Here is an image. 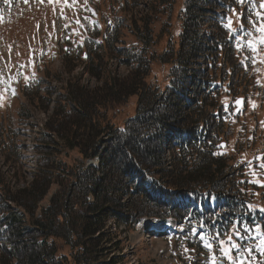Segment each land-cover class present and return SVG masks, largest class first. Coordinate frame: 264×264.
I'll use <instances>...</instances> for the list:
<instances>
[{"label": "trees", "instance_id": "trees-1", "mask_svg": "<svg viewBox=\"0 0 264 264\" xmlns=\"http://www.w3.org/2000/svg\"><path fill=\"white\" fill-rule=\"evenodd\" d=\"M235 2L185 0L174 12L173 0H158L143 21L131 22L137 46H125L115 30L103 38V54H89L88 72L99 87L86 90L70 79L62 93L42 101L55 107L36 138L33 180L12 190L0 179V264H127L128 234L143 218L213 231L234 219L264 225V201L248 209L234 161L215 150L231 112V101L219 102L216 83L228 79L230 86L240 77L239 88L252 85L248 71L230 64L234 56L216 26L217 10ZM174 19L181 24L177 38ZM163 36L155 56L149 48ZM111 52L132 65L127 76L110 77ZM156 57L170 68L162 89L148 81ZM131 99L133 114L123 117ZM14 134L0 113V151L10 165L20 157Z\"/></svg>", "mask_w": 264, "mask_h": 264}, {"label": "rangeland", "instance_id": "rangeland-1", "mask_svg": "<svg viewBox=\"0 0 264 264\" xmlns=\"http://www.w3.org/2000/svg\"><path fill=\"white\" fill-rule=\"evenodd\" d=\"M116 1L118 0H95L100 14V21L103 26L108 19L114 18V13L118 9ZM157 1L158 0H131L127 5V9L132 8L134 10L128 17H126L127 13L119 15L125 19L135 17L143 21V18L150 14L152 6H156ZM184 2L185 0H173L174 12L180 10ZM55 5V9L61 8L63 6V0H0V48L11 46L14 49L12 53L0 49V97H2V99H0V113L6 115L13 129H18L17 142L23 147V160L21 163L15 164L12 169L5 166L2 163V159H0V179L11 173H14V175L17 173L15 176V185L11 188L12 190L21 188L25 186V183L33 180V173L36 166L34 162L35 150L33 149V146L36 148L33 143L34 137L45 125L48 116L51 114L52 107L49 105L48 110L45 112L39 109H33L32 106L28 107L29 100L25 96V93H23L18 99L14 100L12 106L9 108L7 92L4 91V89L7 88V78H10V72L8 70H13V76L19 78L22 84L34 81L41 82L39 88L42 89L46 87V85L43 84L44 79H49L47 77L51 75V79H49L50 87L47 89L53 87L56 91L55 93H57L62 85L66 87V80L57 78L60 74L59 66L62 65V60L59 59L57 62H53L54 59L51 60L50 54L46 52L40 61L42 66L40 67V64H38V67H35L34 65L37 56L35 55L36 53L33 52L37 51L40 55L41 43L43 40V43L46 41L47 46H49V32H53L55 19V9L52 10V8ZM5 8L8 10L5 11ZM6 13L7 16L2 19V14L6 15ZM166 18V14L158 16L154 22L156 24L154 26L157 28L158 25L166 21ZM174 22L177 25V28L174 30V36L177 38L178 34L181 32V24L180 22L177 23L175 19ZM41 23H43L44 26L40 30ZM139 25H141L140 22L138 23V26ZM85 28L92 29L89 24H87ZM206 29L211 31L209 28ZM129 31V27H127V30L121 31V41H124L125 46H137L134 38L129 35ZM36 33L38 34V38L34 36ZM45 33L47 37H45ZM73 36L76 41L70 42V45L73 44L76 46L81 43L83 31H77ZM164 44L165 36L162 37L158 45H151L149 50L150 52L153 51L155 56H158L163 51L162 47ZM122 45L121 43H117V47H122ZM27 62L29 63L28 65ZM234 63L235 58L233 57L230 64ZM68 64L77 65L75 63H67L69 68L70 66ZM15 65H17V67H19V65L23 66L20 75L18 69L14 71L12 68ZM114 68L115 64L109 61L108 69L113 72ZM261 68L264 70V64ZM169 69V66L163 65L156 57L151 64L150 73L148 75L149 83L157 85L162 89L168 82L167 77ZM115 71L118 76L122 77L126 76L128 74L127 72H130V69L119 67L115 69ZM21 73H23V75H21ZM77 74L79 79L78 82L81 86L94 88L97 85L94 78H90L86 74L84 67L79 64L74 70L72 77ZM255 75L256 77L258 76L257 74ZM25 76L31 78L29 82L25 81ZM230 82L233 85L230 84V86H228V79L224 82L225 89L221 88L222 92H220V97L218 98L219 102L224 105V107L228 105L231 99L232 103L231 112L225 115L224 126L222 128L223 135L220 138L218 137L215 150L221 151L225 157H229L234 161L232 163L233 167L237 169L238 175L241 176L240 181H242L245 186L243 193L247 198L246 203L249 206L248 209L253 212L252 207L256 206L260 200L264 201V187L261 186V184H264V168L258 167L260 163H264V161L260 159L264 157V98L259 96V90H255L252 86L239 88L238 85L241 82L240 77H233L230 79ZM228 91H230V93L234 91L237 95H233L232 93L231 97L227 96L226 93ZM240 94H246V103L242 104L237 113H234L236 108L234 99ZM39 95L46 97L44 92L39 93ZM40 99L42 100V98L38 100ZM133 103L134 100L131 99L128 104L125 105L123 108V117L133 114ZM38 107H40L39 102ZM25 108L34 112V114L31 113L33 115L32 117L27 119L18 115L21 113L20 111ZM15 141L16 138L14 143ZM36 142L38 143L37 139ZM220 143H224L223 148L220 147ZM22 171L24 172V180H17L19 178L18 173H22ZM253 172H255V175L252 174ZM253 181H259V183ZM152 221V218H143L136 227V230L128 234V240L124 247V254L127 256V264H199V262L202 263V261L208 260L207 256L209 252L202 246L199 238V233L201 231L206 235L213 231L208 224L205 228L203 227L200 231H197V233L195 230H192L190 234H187L186 230L180 231L181 228L179 227H176L178 229L177 232L172 230L175 220H170L172 222L168 223L166 227L154 225L155 222ZM255 224L262 225L260 222H255ZM154 227H160V229H153ZM230 227L231 225L227 226L226 229ZM262 227H264V225ZM150 228L152 232H150ZM253 235H255V233H253ZM196 237L199 241L198 244L194 246L193 243H195ZM258 239L259 238H257V240H252L246 238L244 241H241L242 244L253 249L251 256L247 257L248 264H264V255L257 250Z\"/></svg>", "mask_w": 264, "mask_h": 264}, {"label": "snow or ice", "instance_id": "snow-or-ice-1", "mask_svg": "<svg viewBox=\"0 0 264 264\" xmlns=\"http://www.w3.org/2000/svg\"><path fill=\"white\" fill-rule=\"evenodd\" d=\"M64 2L67 4L68 0H64ZM74 2L75 0H73V3ZM236 2L243 5L245 0H236ZM247 3L249 8L256 7L254 0H247ZM258 7L260 9L259 11H251L247 17H241L240 13H236L235 9H232L238 21H241L240 27L234 30L232 28L233 20L231 18H227L226 24L229 31L236 32V47L238 51L243 52L247 50L251 52L253 55L251 57H246V59L252 62H255V56L259 54V51H264V0H262ZM253 16H255V19L252 18ZM243 19H247L248 23L251 25V30L245 28L242 22ZM21 75H23V73H21ZM30 79V77L25 76L26 82H29ZM4 91L7 92L8 89L5 88ZM12 93L13 95L15 94V89H12ZM0 99H2V97H0ZM240 103L242 102L239 100L236 101V104ZM260 159L264 161V157ZM258 167L264 168V163H260ZM252 174L255 175V172ZM253 182L259 183V181ZM261 186L264 187V184H261ZM230 225L231 227L224 231L217 229L207 235L203 231L199 233L202 246L209 252L206 264H248L247 257L251 256L253 249L241 243V241H244L246 238L252 240H257V238H259L257 250L264 255V227L260 224L240 219L230 221ZM203 227L204 225H201V228ZM253 233H255V235H253Z\"/></svg>", "mask_w": 264, "mask_h": 264}, {"label": "bare ground", "instance_id": "bare-ground-1", "mask_svg": "<svg viewBox=\"0 0 264 264\" xmlns=\"http://www.w3.org/2000/svg\"><path fill=\"white\" fill-rule=\"evenodd\" d=\"M133 10H134V9H133ZM133 10H132V11H133ZM209 10H211V9H209ZM132 11H131V12H132ZM215 11H216V10H215ZM213 12H214V11H213ZM207 15H208V14H207ZM212 15H213V14H212ZM206 19H207V18H206ZM208 25H209V24H208ZM203 26H204V25H203ZM211 42H212V41H211ZM212 44H213V42H212ZM200 48H201V47H200ZM201 49H202V48H201ZM202 52H203V51H202ZM200 59H201V58H200ZM202 59H203V57H202ZM22 134H23V131H22ZM154 225H157V224H154ZM151 228H152V226H151ZM151 228H150V231H152V229H151ZM153 229L159 230V229H160V227H157V228H156V227H154Z\"/></svg>", "mask_w": 264, "mask_h": 264}, {"label": "water", "instance_id": "water-1", "mask_svg": "<svg viewBox=\"0 0 264 264\" xmlns=\"http://www.w3.org/2000/svg\"><path fill=\"white\" fill-rule=\"evenodd\" d=\"M239 101H241L242 102V100L241 99H238ZM237 100V101H238ZM237 105V109H236V111H238V109L240 108V106H241V103L240 104H236ZM222 147H224V146H222Z\"/></svg>", "mask_w": 264, "mask_h": 264}, {"label": "built area", "instance_id": "built-area-1", "mask_svg": "<svg viewBox=\"0 0 264 264\" xmlns=\"http://www.w3.org/2000/svg\"><path fill=\"white\" fill-rule=\"evenodd\" d=\"M249 14V13H248ZM254 19V16L252 17Z\"/></svg>", "mask_w": 264, "mask_h": 264}]
</instances>
